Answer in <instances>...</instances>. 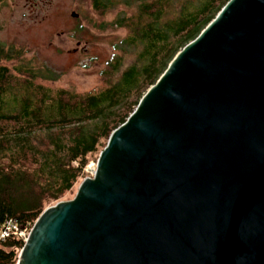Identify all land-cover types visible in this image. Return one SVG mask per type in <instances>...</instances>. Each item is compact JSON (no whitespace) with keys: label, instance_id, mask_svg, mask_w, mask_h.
I'll return each instance as SVG.
<instances>
[{"label":"water","instance_id":"95a60500","mask_svg":"<svg viewBox=\"0 0 264 264\" xmlns=\"http://www.w3.org/2000/svg\"><path fill=\"white\" fill-rule=\"evenodd\" d=\"M17 264H264V0L176 54Z\"/></svg>","mask_w":264,"mask_h":264},{"label":"trees","instance_id":"16d2710c","mask_svg":"<svg viewBox=\"0 0 264 264\" xmlns=\"http://www.w3.org/2000/svg\"><path fill=\"white\" fill-rule=\"evenodd\" d=\"M228 1L91 0L103 16L121 7L98 29L126 33L111 43L103 85L86 92L56 87L55 69L0 43V230L8 218L32 228L44 209L75 196L91 158ZM23 246L17 236L1 242L0 264H17Z\"/></svg>","mask_w":264,"mask_h":264},{"label":"rangeland","instance_id":"374dc122","mask_svg":"<svg viewBox=\"0 0 264 264\" xmlns=\"http://www.w3.org/2000/svg\"><path fill=\"white\" fill-rule=\"evenodd\" d=\"M119 11L121 7L100 15L91 0H2L0 43L25 49L37 68L55 69L61 74L56 87L94 90L103 85L99 72L110 56L111 43L126 33L112 26L102 32L96 25L113 21ZM79 24L90 31L75 32ZM98 157L91 158L85 177L94 174Z\"/></svg>","mask_w":264,"mask_h":264},{"label":"built area","instance_id":"2783aa9c","mask_svg":"<svg viewBox=\"0 0 264 264\" xmlns=\"http://www.w3.org/2000/svg\"><path fill=\"white\" fill-rule=\"evenodd\" d=\"M30 230L31 228L20 225L14 218H8L0 230V243L11 236L22 238L25 242Z\"/></svg>","mask_w":264,"mask_h":264}]
</instances>
